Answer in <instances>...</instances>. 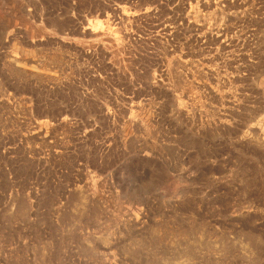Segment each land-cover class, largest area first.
<instances>
[{"label": "rangeland", "instance_id": "374dc122", "mask_svg": "<svg viewBox=\"0 0 264 264\" xmlns=\"http://www.w3.org/2000/svg\"><path fill=\"white\" fill-rule=\"evenodd\" d=\"M0 264H264V0H0Z\"/></svg>", "mask_w": 264, "mask_h": 264}]
</instances>
